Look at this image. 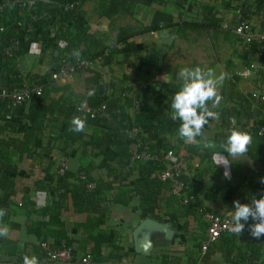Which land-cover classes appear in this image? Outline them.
<instances>
[{
    "label": "crops",
    "instance_id": "obj_1",
    "mask_svg": "<svg viewBox=\"0 0 264 264\" xmlns=\"http://www.w3.org/2000/svg\"><path fill=\"white\" fill-rule=\"evenodd\" d=\"M98 1L79 3L89 33L103 40V47L112 48L101 65L98 84L90 80L93 72L81 71L54 80L66 90H52L49 97L79 101L93 93L94 87L103 83L108 86L106 95L111 106L106 108L104 118L84 127V133L98 134L100 139L91 144L72 140L68 170L87 171L93 182L102 186V200L91 209H79L72 198H67L58 208L63 225L53 231L45 229L48 241L55 244L60 234L65 235L79 256L92 257L89 264H264V235L255 238L247 227L241 234L222 237L207 250L202 248L207 233L204 211L227 214L235 200L248 203L253 194L260 198L256 182L264 175V106L256 94L264 91V72L244 75L243 71L253 59L264 61V42L244 43L233 27L237 17L243 16L251 21L255 31L264 32V0H154L150 6L141 4L132 13L113 17L98 13ZM157 13L171 15L175 24L196 17L209 20L215 27L227 24L230 30L190 32L175 38L168 22L152 27ZM125 29L131 31L130 36L118 42ZM56 33V26L50 25L23 39L18 46L16 67L4 64L5 57L0 54V88L13 87L19 71L50 75L57 60L67 53L66 42L58 39ZM85 48L89 53L99 50L90 43ZM197 66L222 77L217 88L218 102L214 108L213 102H208L217 116L204 126L203 137L221 144L231 128L251 137L247 152L230 158L233 163L228 168V179L224 178L225 167L216 168L213 156L207 162L198 154H189L187 147L199 143L181 140L175 147L168 146L179 141L174 126L160 133H145L159 158L133 161L127 147L132 135L126 130L136 127L135 105H126L123 111L113 107V103L122 105L127 98L139 95L147 118L157 110L170 117L171 96L181 86L178 71ZM83 109L88 111L90 107L85 103ZM27 122L26 107L0 106L1 139L18 138L21 126ZM197 140L203 151L204 141L200 137ZM170 149L179 157L189 155L187 161L193 173L186 176V182L195 197L190 202L172 194L169 185L158 177L166 163L180 159L176 154L169 157ZM60 155L53 151L50 160H17L14 155V165L0 163V181L9 179L8 183H0V260L4 261L0 264H8L13 258L15 261L12 253L16 251L38 257L36 248L41 237L34 229L44 219L41 208L55 201L49 188L57 179ZM223 155L228 156L226 152ZM196 174L200 176L197 178ZM146 218L170 223L174 230L172 239L160 231L152 233L154 247L150 255L137 252L134 236ZM95 242L100 243L99 259L91 253Z\"/></svg>",
    "mask_w": 264,
    "mask_h": 264
},
{
    "label": "trees",
    "instance_id": "obj_2",
    "mask_svg": "<svg viewBox=\"0 0 264 264\" xmlns=\"http://www.w3.org/2000/svg\"><path fill=\"white\" fill-rule=\"evenodd\" d=\"M7 3L6 9L0 14V54L4 56V64L10 67H16L18 64V55L20 54L17 50V55L14 58H8L5 56V49L13 40H20L31 37L34 30H42L46 26L55 25L57 29L56 37L66 42V52L76 51L79 55L88 59H95L102 53L108 50L109 55L112 52L111 47H103V40L97 39L89 33V27L84 22L81 9V0H38V3L29 9H24L21 6L15 4L16 0H1ZM154 0H99L97 3V11L101 16L113 17L120 13H132L139 5L144 4L150 6ZM74 2L75 8L71 11H65L64 6ZM14 3V6L10 7ZM46 14L48 19H40L35 21V18ZM172 16L166 13H157L154 17L152 27H155L161 22L165 21L169 23V27L176 36H187L188 33L193 32L197 34L209 33L211 31H227L229 27L213 26L207 19H185L181 23L175 24L172 21ZM32 27V28H31ZM131 31L121 30L118 42L130 36ZM90 43L96 46L99 50L94 53L86 51L85 44ZM108 55V56H109ZM105 62V61H104ZM101 65H103V63ZM85 71L93 72V76L90 80L93 84H98L101 78L100 69L89 68V67H78L76 73ZM52 78L51 74L48 76L32 75L31 73L19 75L14 79L17 82L15 85L23 81H27L32 85H39L43 87L42 95L34 96L29 102L22 104L21 106L26 107L28 112V122L23 124L20 129V136L18 138L1 139L0 138V163L12 166L14 165V155H17V160H22L25 157L32 158L35 160L45 159L50 160V156L53 151L60 152V156L69 157L71 153L72 140L81 141L84 144H91L94 141L100 139L98 134H92L91 136L82 131H74V125L72 123L74 118H79L84 122V127L89 124H95L99 120L104 118L101 115L99 109L106 105L111 106L108 97L106 95L107 85L103 83L99 87H94L93 93H87L81 98V100H71L66 97H59L58 99H51L49 93L52 90H66L65 87L58 86L56 80ZM14 85V86H15ZM13 86V87H14ZM10 87L9 89L13 88ZM142 101L143 105L137 113V119L134 126L140 128L144 133H150L155 131L160 133L166 130L169 126H174L175 131L178 133L179 121H173L171 117L160 113L158 110L152 113L150 117H146L144 112L145 103L142 97L137 95L127 98L124 104L113 103V107L120 108L122 111L125 106H134L136 101ZM88 104L90 110L86 111L83 109L84 104ZM0 106H8L5 102ZM258 132V131H257ZM179 141H173L168 143L171 147H175L182 138L179 137ZM145 142L149 145L151 153L157 155L159 153L157 149L146 139ZM177 142V143H176ZM217 148L210 150L204 148L203 151L199 149L201 145L196 144L187 147L189 154H198L203 161L211 162L214 151H221L219 147L220 143L215 142ZM204 147V146H203ZM172 150V149H170ZM259 153L262 151L259 150ZM264 152V151H263ZM176 153V157L178 156ZM131 155V153H130ZM58 164V168L60 166ZM189 170L184 174L183 178L186 180V176L193 173L191 172V164L187 162ZM69 170V169H68ZM66 171L64 175L57 173V179L54 184L49 188L54 193L55 201L52 204L46 205L41 208V213L44 219L38 222L34 231L41 237L39 246L36 248L38 255L39 264H59L55 262L49 255L51 251H57L64 248L72 249V256L77 258L79 256L76 249L71 246L70 241L65 235L60 234L59 238L52 244L48 241V232L53 231L58 226L63 225V221L60 216V209L67 198H72L77 208L82 209L83 207L91 209L96 203H100L103 195V188L99 183H95L93 188L89 187V184L93 180L88 175L87 171L80 170L78 173H72ZM197 178L200 174H196ZM261 178L264 175L259 176L256 182V193L259 197L264 196V183H261ZM9 179L3 178L0 183H8ZM163 182V181H162ZM188 195H194L190 188L188 189ZM104 198V197H103ZM84 204L86 206H84ZM26 206V205H25ZM207 225V222H206ZM207 229V226H206ZM231 232L223 234L225 237ZM43 244H46L44 246ZM92 255L94 259H99L101 255L100 243L95 242V246L92 249ZM16 257V260H8V264H22L23 251L12 253ZM4 261L0 260V263ZM51 262V263H50Z\"/></svg>",
    "mask_w": 264,
    "mask_h": 264
},
{
    "label": "built area",
    "instance_id": "obj_3",
    "mask_svg": "<svg viewBox=\"0 0 264 264\" xmlns=\"http://www.w3.org/2000/svg\"><path fill=\"white\" fill-rule=\"evenodd\" d=\"M194 3H201L203 0H189ZM15 4L21 6L24 9L34 7L38 0H16ZM76 4L69 2L64 6L65 11H71L74 9ZM7 3L0 0V14L6 9ZM40 19H48V15L43 14L35 21ZM225 27L229 25L225 24ZM234 32L237 34L239 39L247 44H258L264 42V32H258L253 29L251 21L247 17L238 16L233 27ZM20 40H13L9 46L5 49V56L8 58H14L17 55V50ZM109 53L106 50L99 57L95 59H88L79 55L76 51L67 52L62 55L51 70V76L55 80L65 78L67 76L74 75L78 67H89V68H101V63L104 62ZM257 71L264 72V61L253 59L248 69L243 71L244 75L255 73ZM19 75H23L19 71ZM43 87L39 85H32L27 81H23L13 88H0V105L7 102L9 108H17L24 103L29 102L34 96L42 95ZM257 98L264 106V91H260L257 94ZM143 105L142 101H136L134 109L138 112ZM106 105L102 106L99 111L101 115H105ZM132 135V140L128 143V150L131 153V159L136 162H146L153 159H157V155L151 153L149 145L145 142V135L142 130L138 127H134L131 130H126ZM176 152L169 150L168 156L174 157ZM179 157V156H178ZM187 157L183 158L180 155L179 161H171L166 163L158 174V177L164 183H167L170 187V192L177 196H184L186 202L194 200V195H188V183L183 178L184 174L189 170L187 164ZM187 161V162H186ZM69 169V157L63 156L58 168V173L64 175ZM95 183L89 184L90 188H93ZM203 217L207 222V233L206 240L202 246L204 250H207L213 243L217 242L220 237L228 232L229 229V218L227 214H220L212 210H206L203 213ZM233 233V232H231ZM46 246V244H43ZM50 257L59 264H89L93 262L91 256H78L74 258L72 256L71 248H64L57 251H51Z\"/></svg>",
    "mask_w": 264,
    "mask_h": 264
},
{
    "label": "clouds",
    "instance_id": "obj_4",
    "mask_svg": "<svg viewBox=\"0 0 264 264\" xmlns=\"http://www.w3.org/2000/svg\"><path fill=\"white\" fill-rule=\"evenodd\" d=\"M178 79L181 86L171 96L170 117L173 121L180 122L179 137L189 143H200L197 140L200 137L204 141V148L215 150L217 144L203 137V129L217 116V113L210 110L208 102H213V108L218 102L217 88L222 77H215L211 70L197 66L180 69ZM72 123L74 131L83 130L84 122L81 119L74 118ZM250 143L251 137L247 132L237 128L229 129L226 140L219 145L223 151L213 152V160L217 162L216 168L221 165L225 167L224 178H230L228 168L233 163L230 162V158L244 155ZM225 152L228 154L227 157L223 155ZM261 183H264V178H261ZM249 201L241 203L240 200H235L232 207L227 208L229 229L233 233L241 234L247 227L251 236L260 238L264 235V196L257 198L253 194ZM23 264H39L38 257L25 255Z\"/></svg>",
    "mask_w": 264,
    "mask_h": 264
},
{
    "label": "water",
    "instance_id": "obj_5",
    "mask_svg": "<svg viewBox=\"0 0 264 264\" xmlns=\"http://www.w3.org/2000/svg\"><path fill=\"white\" fill-rule=\"evenodd\" d=\"M154 231L165 233L168 239H172L174 235V230L171 228L170 223L146 218L141 221L134 232L137 252L145 255L151 254L154 247V242L152 240V233Z\"/></svg>",
    "mask_w": 264,
    "mask_h": 264
}]
</instances>
